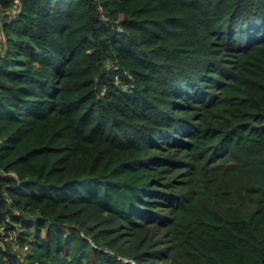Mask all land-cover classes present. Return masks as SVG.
Returning <instances> with one entry per match:
<instances>
[{
    "label": "trees",
    "instance_id": "16d2710c",
    "mask_svg": "<svg viewBox=\"0 0 264 264\" xmlns=\"http://www.w3.org/2000/svg\"><path fill=\"white\" fill-rule=\"evenodd\" d=\"M16 1L0 264H264V0Z\"/></svg>",
    "mask_w": 264,
    "mask_h": 264
},
{
    "label": "built area",
    "instance_id": "2783aa9c",
    "mask_svg": "<svg viewBox=\"0 0 264 264\" xmlns=\"http://www.w3.org/2000/svg\"><path fill=\"white\" fill-rule=\"evenodd\" d=\"M15 3H16V4L14 5L13 8L16 10V8H17V4H18V0H17ZM0 40H4V36H3V33H2L1 30H0ZM0 226H2V229H0V231H1L0 233H3V231H4V230H3V229H4V226L1 225V224H0Z\"/></svg>",
    "mask_w": 264,
    "mask_h": 264
},
{
    "label": "rangeland",
    "instance_id": "374dc122",
    "mask_svg": "<svg viewBox=\"0 0 264 264\" xmlns=\"http://www.w3.org/2000/svg\"><path fill=\"white\" fill-rule=\"evenodd\" d=\"M2 225V224H1ZM4 226V225H3ZM0 229H2V226H0ZM4 230V229H3ZM1 232V231H0ZM6 239V238H5ZM10 240V239H9ZM9 240H7V241H9ZM11 246H14V244H12Z\"/></svg>",
    "mask_w": 264,
    "mask_h": 264
}]
</instances>
